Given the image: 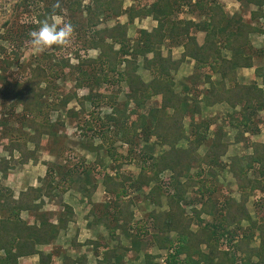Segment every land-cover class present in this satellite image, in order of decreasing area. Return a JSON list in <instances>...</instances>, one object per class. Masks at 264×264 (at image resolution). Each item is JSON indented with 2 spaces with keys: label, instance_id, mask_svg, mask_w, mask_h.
Wrapping results in <instances>:
<instances>
[{
  "label": "trees",
  "instance_id": "16d2710c",
  "mask_svg": "<svg viewBox=\"0 0 264 264\" xmlns=\"http://www.w3.org/2000/svg\"><path fill=\"white\" fill-rule=\"evenodd\" d=\"M82 1L54 0L40 5L39 12L31 23L35 25L36 33H27L30 40L46 35L54 51L61 50L64 37L57 35L52 17L56 12L61 14L63 8L71 13L76 12ZM182 1L155 0L151 4L131 5L125 10L123 0H90L91 4L85 8V20L73 19L71 22L77 28L83 22L85 28L92 30L83 42L86 48L98 50L96 57L75 53L77 62L74 64L68 57L59 58L55 53H43L40 58H35L34 64L29 65L27 71H19L12 79L0 73L3 86L12 85L8 90L15 99V104L10 106L9 117L12 120L1 117L0 124L8 126L13 121L20 125V128L14 129H18V137L7 140L1 147L8 155L0 158L1 172L13 168V162L21 165L37 161V153L44 137L51 140L58 138L64 121L59 118L56 124H51L47 113L51 109L57 110L61 102L65 105L67 100L61 99L53 103L45 100L51 92L53 80L64 75V71L58 73V68H66L70 72L76 88L87 87L90 92L109 82L123 84L125 87L123 109L116 103L117 95H107L114 111L107 115L106 120L116 127L120 138L127 142L129 154L135 150L140 165L136 174L121 171L117 168L118 165L102 172L99 177L105 200L98 213L94 209H90V212L94 213L95 223L105 226L110 239L116 243L109 246L107 242H103V251L101 255L98 251L99 257L96 255L95 264H125V257L130 251L135 253L136 258L142 256L139 264H157L154 261L156 255L144 251L141 246L147 241L158 248H171L165 257V264H264V205L260 207L262 212L257 211L255 219H252L244 207L252 196L255 198L261 194L259 198H264V142H246L252 149L250 153L232 155L228 164L221 160L230 144L224 126L237 129V137L245 131L255 134L261 128L260 121L255 118L258 112L264 111V90L255 81L247 84L239 82L237 69L253 66V54L248 51L249 36L252 33L264 34V22H260V19L264 20V0H239L257 6L255 11L250 12V21H244L238 14L229 16L216 0H210L208 4L196 2L203 15V19L199 21H166L183 4ZM123 13L127 14L129 22L142 16H151L157 25L151 31L139 29L138 36L131 41L127 35L128 23L116 21L112 26L95 29L103 20L118 18ZM196 31L204 32L200 45L196 41ZM37 32L40 37L36 35ZM165 43L182 46L179 59L173 60L169 51L166 56L162 54L161 46ZM115 44L119 45L118 49L114 48ZM149 53H152L150 57ZM18 54L15 51L11 53L12 59L4 61L6 68L13 65V59L17 60ZM138 57H141L142 69L149 71L148 81H144L137 72ZM48 58L55 59V62L47 65L45 60ZM186 59L208 72L203 74L208 86L201 90V98L198 97L199 92L196 94L194 88L185 82L179 83L181 88L176 90L178 82L173 73ZM254 72L261 78L264 86V65L256 66ZM213 74H218L219 80H213ZM194 75L195 73L192 77ZM190 79L189 77L188 80L191 81ZM193 82L195 85L197 80ZM155 96L160 97L158 105L142 112L146 102ZM90 97L87 95L79 99L81 109L84 107V100H90ZM200 102L206 106L225 103L230 111L220 124L210 119H200L197 116L201 113ZM130 103L133 104L130 112H138V116L126 121L130 118L126 114V106ZM17 106H20L18 113L15 110ZM77 114L72 108L67 111L68 116ZM211 122L215 123V127L209 137ZM78 126L85 131L92 129L90 120ZM182 140L186 141L179 145ZM84 143L86 149L97 154L104 148L103 143L94 145L92 136ZM165 144L168 145L167 149L162 148ZM157 146L160 149L156 150ZM201 148L204 149L203 152L200 151ZM104 150L114 161L118 160L115 150ZM15 152L17 159H14ZM48 152L57 157L60 155L59 151L49 149ZM81 163L76 167L68 165L67 161L49 163L46 175L39 179L43 181V185L28 186L16 197L10 189L0 191V214H3L0 217V264H18L20 257L33 254L38 255V264H52L53 253H45L36 247L50 244L59 231L66 228L73 210L64 203L63 211L59 214L41 211L42 197H54L77 185L78 191L90 201L98 187V181L93 177L94 166ZM225 167H228L236 180L239 200L222 195L218 200L207 203L204 192L214 191L210 184H215L216 187L219 170ZM164 172L168 175L162 181ZM196 185L203 198L200 197L201 202L195 197L188 201L194 215L186 217L183 203L185 194ZM131 191L142 193V201L146 207L161 206L164 199L165 208L156 210L154 207L147 213V217L151 219L152 233H147L145 224L135 220L131 206L137 197H131ZM23 211H33L34 222L23 219ZM56 215L57 222L53 223L52 218ZM204 215L209 216V219L203 221L201 217ZM195 219L200 223L193 231L190 227ZM244 219L249 222V226L242 229L239 224ZM170 232H175L176 235L171 237L168 235ZM139 233L148 235L144 238ZM255 234L260 240L258 247H248ZM122 237L128 244L123 243ZM72 243L91 244L97 250L100 240ZM220 246H229L230 249ZM180 254L185 257L180 259ZM254 256L256 261L252 260ZM62 258V264H88L85 254L76 258L65 254Z\"/></svg>",
  "mask_w": 264,
  "mask_h": 264
},
{
  "label": "rangeland",
  "instance_id": "374dc122",
  "mask_svg": "<svg viewBox=\"0 0 264 264\" xmlns=\"http://www.w3.org/2000/svg\"><path fill=\"white\" fill-rule=\"evenodd\" d=\"M66 2V0H64ZM155 0H123V9H127L131 5L136 4H151ZM204 1L210 0H183L182 5L180 4L179 7L176 8V12H174L170 18H168L166 21L170 20H187L192 19L195 17V21H199L200 19H203V15L201 13V9H198L196 6L197 3H201ZM218 3L219 0H217ZM54 2V0H0V73L2 75H5L9 79H12L14 77L13 75L18 74L19 71H27V68L29 65L34 64L35 58H40L43 53H55V56H58L59 58H67L70 60L71 63H76L77 59L75 58V53H78L81 56H88V57H96L98 50L94 48H86L85 43L83 40H85V37L87 35H90L92 33L91 29H87L83 25L77 27H74L72 25L71 20L76 19L80 21H84L86 18V6L90 5V0H83L80 9L76 10V12H70L67 8L62 9V13L60 14H54L52 17V25L55 26V31L57 35H63L64 37V45L61 48V50H55L50 45V40L48 36H43L42 38H38L37 40H30L27 33L30 35L36 33L35 25H32V21L34 22V16L39 12V7L43 3H49ZM221 4V3H220ZM243 10V9H242ZM241 10V11H242ZM178 11V12H177ZM116 21L122 22V23H128L127 26V35L128 38L131 40H134L136 36L139 34V29H145L147 31H151L156 25L157 22L151 17V16H142L139 18H135L133 21L129 22L127 19V14L123 13L118 18H109L106 20H103L97 28H103V27H109L116 23ZM32 25V27H31ZM195 32V31H194ZM199 31H196V34L198 35ZM37 36L40 37L39 33L37 32ZM201 35V34H199ZM32 37V36H30ZM201 37V36H199ZM260 44V46L264 45V42H257ZM20 49H19V48ZM115 49L119 48L118 44L114 45ZM18 51V59L15 60L13 65L8 69L6 68V64L4 61L6 59H12L13 55L11 53ZM168 51L170 52L171 58L173 60H177L180 58L182 47L181 46H171L169 43H165L161 46V52L164 56L168 54ZM152 53L148 54V57H150ZM57 58V57H55ZM260 58L263 60L262 64L264 65V55H261ZM52 60H45V63L47 65L54 63L53 58ZM260 59V60H261ZM49 60V61H48ZM17 63V64H16ZM141 57H138V70L137 72L140 74L141 78L144 81H148L150 79L149 71L146 69H142L141 67ZM60 71H64V75L60 78H56L53 80L51 92L45 97V100L49 103L58 102L59 100H67V103L65 105H62V102L60 104V107L57 110L51 109L47 113V117L49 118V121L51 124H56V121L60 118L64 121V125L60 127L59 129V135L58 138L55 139H48L47 137H44L43 143L40 147L39 152L37 153V161L32 162V165H35L39 160L43 159V163H61L63 161H67L68 165H75L74 167L78 165H82L81 162H84L85 165H93V177L95 176L99 185L98 190H96L94 195L92 196L91 201H88V205L90 206V209H94L99 211L103 201L105 200V194L103 193L102 184L99 180V177L101 176L102 172L108 171L112 169V167H118L121 171L125 172H133L136 174L139 170L140 165V159L137 156V153H135V150L130 155V147L128 146L127 142L120 138V134L118 130L116 131V127L112 125L111 123H107L106 117L107 115L113 114V107L110 105L109 100L107 99V95H117L116 103L121 105V108L123 109L124 103H125V94L124 90L125 87L123 84H110L104 83L101 84V86L95 88L92 92L88 90L87 87H75V82L73 80L72 75L66 68H58ZM204 71V70H203ZM175 73V72H174ZM195 75L191 77L190 74L187 77V80L185 83H194V80H197V83L195 85H192L194 88V91L196 94L198 91H200L201 86L199 83H201V77L203 75L198 69L194 70ZM177 76V75H176ZM198 76V79L196 77ZM191 78L189 81L188 78ZM176 79H179L176 77ZM193 80V81H192ZM178 82L177 80H175ZM261 82V79L258 80ZM12 85H6L3 86L2 81L0 79V119H7L8 121L12 120L10 109L11 105L15 104V99L12 93L9 92L8 89H10ZM44 86V84H42ZM91 96L90 100H84V107L81 109V105L79 102V99L84 96ZM115 97V96H114ZM160 101L159 96L152 97L149 99L146 104L145 108L142 109V112H146V110L149 107L158 105V102ZM60 103V102H59ZM132 103L128 104L126 106L127 115H130V118L126 121H130V119H135L138 116V112L133 113L130 112V109L132 108ZM72 108L75 111L78 112L77 116H68L67 111ZM46 109V108H45ZM129 109V110H128ZM218 109V110H217ZM18 113L20 111V106H17L15 109ZM216 112L218 113L220 121L222 120L223 113H225V108H216ZM204 114L208 115V111L204 112ZM221 115V116H219ZM86 120L91 121L92 129L84 130L79 128L78 125L84 124ZM185 120V119H184ZM255 120L260 121L259 125H262V128L264 129V111L258 112L256 115ZM223 121V120H222ZM187 122V120H185ZM186 125V124H185ZM19 123L11 122L8 124V126H2L0 124V144L3 142V144L9 139H15L18 137V129ZM81 127V126H80ZM261 128V129H262ZM225 129L227 131H230V128L228 126H225ZM260 129V130H261ZM230 144H238L239 142H243V144H240L236 148L232 145L228 146L229 149H227L226 153L221 157V160L223 163L228 164L229 163V157L236 154V155H243L246 154L242 151H240V147L243 149L245 148L246 142L254 143V142H262L260 141L259 136L255 135H236L237 132H230ZM261 133V132H260ZM93 137L94 139V145L102 144L104 145V148L99 151L97 154L96 152L89 151L85 148L84 141L88 137ZM250 136H252L250 138ZM150 142L152 141L153 137L150 138ZM264 139V137H263ZM80 143H84L80 145ZM184 142H180L179 145H183ZM2 147V146H1ZM29 147H32V144H29ZM162 148H168V145L165 144L162 146ZM49 149L51 151L60 152L59 157L55 156L54 154H50L48 151ZM115 150L116 157L118 160L114 161V158H110L105 150ZM160 149L159 146L156 147V150ZM236 149V150H234ZM201 152L204 151L203 148L200 149ZM237 151V152H236ZM239 151V152H238ZM14 155L16 156L17 153L15 152ZM98 156V158H97ZM100 160H97V159ZM97 160V161H96ZM120 162V163H117ZM30 163V162H29ZM28 164V163H27ZM46 164V165H47ZM195 172V170H192ZM168 173L164 172L161 176L162 181L166 180ZM219 178L216 184H210V187L214 191H205L204 196L207 198L208 201H215L218 200L222 195L224 196H232L237 201L239 200V192L237 188L236 180L234 179L231 172L228 170V167H225L224 169L219 170L218 174ZM145 191V190H144ZM71 192H66L63 197H55L52 201L46 202L43 209H49L51 207H55L57 209V206L62 209L63 204L61 201H67L70 198ZM140 195V196H139ZM142 193L141 192H130L131 197H137L135 199V203L131 206V209L134 211V218L137 221H141L142 224H145V229H147V233L151 232V219L147 217V213L150 211V209L154 208L156 210H160L165 208L164 199H162V205L161 206H145L144 201H142ZM76 194L73 195L75 197ZM261 194H259L257 197L254 198V196L250 197L247 202L245 203L244 207L246 211L249 213V215L252 217V219H255L257 217L256 213L258 210H261L259 212H262L263 209H260L262 205H264V198H259ZM197 199V201L201 202L199 199H202L203 196L201 193L197 190L196 187L189 188L187 190V193L185 194V213L184 215L186 217L194 215L191 209V204L188 201H191L193 198ZM202 197V198H200ZM213 198V200L211 199ZM84 201V200H83ZM203 201V200H202ZM80 204V202H79ZM87 206V205H86ZM86 206L84 209H86ZM76 211H79V208H76ZM84 211V210H83ZM90 211V210H89ZM89 213V212H88ZM27 213L24 214V217H27ZM88 215V214H87ZM89 216V215H88ZM203 221H206L209 219V216L204 215L201 217ZM199 221L197 219L194 220V223L191 224V229L195 231L197 229V226L199 225ZM240 227L242 229L249 226V222L245 219L240 222ZM234 227V226H233ZM117 232H120L118 230ZM147 233H139L144 238L148 235ZM171 237H174L176 235L175 232L168 233ZM241 236V235H240ZM240 238V237H238ZM237 238V239H238ZM122 241L125 244H128V241L122 237ZM235 239V241H237ZM259 236L255 234L252 238V240L249 242L248 247L251 248H257L259 245ZM103 242H107L110 245L115 244L116 242L109 237V232L105 236H103L100 239L99 245L102 246ZM152 242V241H151ZM91 249L92 246L88 245ZM141 246L144 248V251L147 252L150 251L152 254L156 255L154 258V261L157 262V264H165V257L168 252H170L171 248H158L155 245H152L149 241L147 243H142ZM230 246V245H229ZM229 246H220L222 248H226ZM93 249V248H92ZM202 249L207 252V249L202 246ZM230 249V248H229ZM143 251V252H144ZM239 252V251H238ZM240 254V253H239ZM141 255H139L138 258L135 257V253L133 251H130L127 253L125 257V264H139L141 261ZM180 259H183L185 257L184 254L178 255ZM253 261H256L257 258L254 256L252 258ZM89 264H95V258L93 255L90 258ZM206 264V263H203ZM216 264V263H211Z\"/></svg>",
  "mask_w": 264,
  "mask_h": 264
},
{
  "label": "crops",
  "instance_id": "0c3cea01",
  "mask_svg": "<svg viewBox=\"0 0 264 264\" xmlns=\"http://www.w3.org/2000/svg\"><path fill=\"white\" fill-rule=\"evenodd\" d=\"M208 2L204 1L203 3L208 4ZM219 2L221 3L223 10L229 16H233L234 14H238V15L242 16L244 21H250V12L255 11L257 9V6L254 4H249V3L247 4V3L239 1V0H219ZM192 19L195 20V17H193ZM260 22L262 23V22H264V20L260 19ZM199 34H201V35H199ZM199 36H201V37H199ZM203 39H204V32L199 31L198 35L196 34L197 43L200 45L203 42ZM249 40H250V47L248 48V51L251 54H253V66L252 67L238 68L237 69V80L239 82L245 83V84L250 83L252 81H255L257 83V85L264 90V86L262 85L261 82L258 81L260 77L256 76L255 72H254L256 66H261L259 64L263 63L262 62L263 60L260 58V56L264 55V51H263L264 45L259 47L260 44L258 43V45H257V42H261V41L264 42V34L252 33L249 36ZM182 50H183V48H182ZM226 53H227V55H229V52H226ZM197 69L200 72H203V73H201L202 75L204 73H208V72H206L207 70H205L203 67L195 66L194 62L191 60L186 59L184 62H182L180 64V66L178 67V69L175 71V73H173L174 79L178 81V83L176 85V90H180L181 86L179 83L186 82L187 77L190 74L191 75L194 74V70H197ZM176 77H178L179 79H176ZM212 79L216 80V81L219 80L218 74H213ZM198 82H199V79H198ZM191 83H189V85ZM192 85H194V84L192 83ZM199 85L200 86L202 85L200 91H198L199 92L198 97L201 98L203 96V93L201 92V90L203 88L207 87L208 84L205 83L203 77H201V83H199ZM200 106H201V113H200V115H197V116L200 119H210L211 121H215L218 124H220L222 122V120L226 116V113L230 111V109L228 108V106L225 103H216L212 106H206V105H204L203 102H200ZM216 108H225L226 109L225 113L221 114V115H223L221 121H220L219 117H216V116H218V113L216 112L218 109L216 110ZM206 111H208V115L204 114V112H206ZM221 115H219V116H221ZM214 127H215V123L211 122V124L209 126V137L212 136V130ZM260 127L262 128L261 124H260ZM228 128H230V127H228ZM224 129H225V126H224ZM225 130L227 132L226 137L230 141V137H229L231 134L230 132H232V131L236 132L237 129L230 128V131H227V129H225ZM248 133L249 132H247V131L243 132V134L246 136ZM249 134L253 135V136H255V135L259 136L258 138H260V141L264 142V139H263L264 129L263 128L255 134H252V133H249ZM251 137L252 136H250V138ZM185 141L186 140H182V142H184V143H185ZM240 144H243V142H239L238 144L237 143L236 144H230V145H232L233 147L236 146V148H237L238 146H240ZM2 145H3V142L0 144V158L8 157L6 152H4L2 150V148H1ZM228 149H229V147H228ZM234 150H236V149H234ZM242 150H244L243 151L244 153H250L252 151L251 147L247 146L246 144H245V148L242 149L240 147V151H242ZM234 155H236V154H234ZM15 158L17 159V155L16 156L14 155V159ZM13 164H14L13 168H10L4 172L0 171V191L10 189V190H12L14 197H16L20 191L25 190L28 186L36 187V186L43 185L42 184L43 181H40L39 179L40 178L42 179L46 175V171L48 168V164L47 165H46V163L44 164L43 159L39 160L37 163H35V165H32V162H30L28 164H21V165L13 162ZM98 185H99V183H98ZM98 188L99 187H97L96 190H98ZM102 188H103V186H102ZM69 191H73V193L71 192L70 198L67 201H61V203H65V204L70 205L72 210H73V214H72L66 228L61 229L59 231V233L57 234L56 238L50 244L38 245L36 248L44 251L45 253L52 252L53 253L52 254V264H62V260H63L62 257L65 254L70 255V257H72V258H76L78 256L85 254V255H87L88 264H89L91 256L93 255V257L96 259L98 256L97 255L98 251H99V255H101V253L103 251V247L101 245H99L98 249L95 250L93 247L94 245L90 244L93 249L91 248V249H88V251H87V248H89V246L87 244H82V243H84L86 240H93V241L94 240H100L103 236H105L107 234L108 229L105 226H103L101 223H95V221L93 220V218H94L93 214L94 213L89 211L90 206L88 205L89 204L88 200L82 195V193L80 191H78L77 185H75L73 188H70L66 192H69ZM65 193L57 194V195H55V197L59 196L62 198ZM103 193H104V190H103ZM74 194H76L75 197H73ZM94 194L95 193H93V195ZM92 196L90 198V201L92 199ZM53 198L54 197H51V198L42 197L43 204L40 208L41 211H53V213L57 212V214H59V212L63 211V207L61 209L58 206H57V209H55V207H51L49 209H43L46 202L52 201ZM79 202H80V204H79ZM85 206H86V209H84ZM76 208H79L80 210L76 211L77 210ZM96 212L98 213V211H96ZM26 213L28 215H27V217H24V214H26ZM34 214L35 213L33 211H23L21 213V217L23 219L29 221L30 223H32V222H34ZM2 215L3 214H0V217ZM57 217H58V215H56L52 218L53 223L57 222ZM72 241H76V243H80L82 245H73ZM18 264H38V255L33 254V255H29V256H22L18 259Z\"/></svg>",
  "mask_w": 264,
  "mask_h": 264
}]
</instances>
